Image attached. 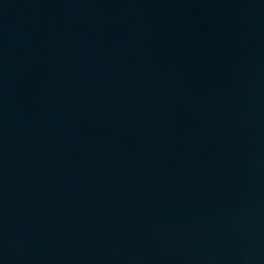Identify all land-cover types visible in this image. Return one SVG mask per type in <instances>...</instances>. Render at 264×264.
Wrapping results in <instances>:
<instances>
[{
  "label": "water",
  "instance_id": "water-1",
  "mask_svg": "<svg viewBox=\"0 0 264 264\" xmlns=\"http://www.w3.org/2000/svg\"><path fill=\"white\" fill-rule=\"evenodd\" d=\"M0 264H264V0H0Z\"/></svg>",
  "mask_w": 264,
  "mask_h": 264
}]
</instances>
